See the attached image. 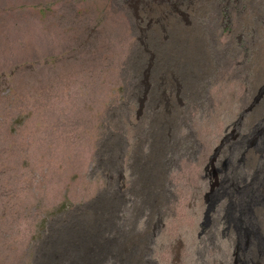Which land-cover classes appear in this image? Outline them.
Masks as SVG:
<instances>
[{"label": "rangeland", "instance_id": "rangeland-1", "mask_svg": "<svg viewBox=\"0 0 264 264\" xmlns=\"http://www.w3.org/2000/svg\"><path fill=\"white\" fill-rule=\"evenodd\" d=\"M196 5L207 12L164 0H0V264L98 263L109 240L104 264H141L137 206L164 216L148 229L160 230L152 264H233V239L219 233V250L198 236L212 159L221 189L239 162L245 189L264 166V0ZM165 152L180 166L159 194ZM252 208L264 230V206ZM260 249L251 264H264Z\"/></svg>", "mask_w": 264, "mask_h": 264}, {"label": "bare ground", "instance_id": "bare-ground-1", "mask_svg": "<svg viewBox=\"0 0 264 264\" xmlns=\"http://www.w3.org/2000/svg\"><path fill=\"white\" fill-rule=\"evenodd\" d=\"M164 1L167 2L168 5L175 7L176 10L178 7H182L183 12H185L187 14H194L195 16H198V17L201 15L202 9L205 10L204 12H207V10H206L207 8L198 7L196 5V0H164ZM185 10H189V11L186 12ZM190 19H192V18H190ZM148 88L152 89L153 88L152 84L148 83ZM116 137L119 138L118 135ZM235 138H236V136H235ZM122 141H121V144H124V146L121 148V151H122L121 159H122V161L118 166L119 167L118 168V172H119L118 187H119L120 192L124 191V188H125L124 184H123V182L125 181V174H124V169H125L124 162H125V160H124V158H125L126 153H127L126 150H128V147H129V143H128L127 139H123ZM223 143H226V142H223ZM103 145L105 146L106 144H103ZM192 146H193V144H192ZM254 146H256V144H254ZM194 147H195V145H194ZM257 147H259L260 151L264 152V149H263L264 137L262 139V143L260 144V146H257ZM168 154L169 153L165 152L163 155L165 157V163H164L165 167H164L163 176L161 177V179H163V181H162L161 189L158 191L159 194H164L166 191V181H167V177H168L170 171L174 167L180 166V164H178V162H175L176 160H174L173 157L169 158ZM218 157H220V155ZM243 159L247 160V156L244 155ZM101 160H103V157L101 158ZM188 161L191 164L198 163L197 153L193 152L191 154V156H189ZM223 164L228 165V162H224V163H222V165ZM243 165H244L243 162L242 163L239 162V165L236 164V168L238 169L237 173H235V176L233 179L231 177H229L227 180L228 183H226L227 185L223 186V189L225 190V194L229 196V200H228L229 202L228 201L226 202L224 200L226 195H224L223 189H221V187L219 186V183H220L219 182L220 178L218 176L219 173H217V171H215L216 166H217V159L214 158L210 162L209 166L215 172V173L212 172V173H214V178H213L214 183L212 184V187L209 190V192L206 193V197H204L206 205H207V209H206V212L204 215V220L202 221V231L199 233V236H198L199 238H203V236L205 235L204 239L209 240L208 245H210L212 247V249H214L218 246L216 244V240H217V236L219 233L222 235L221 237H223V238L228 237L229 239H233L234 240V247H233L234 251L232 253V256L233 257L235 256V258H232V259H234L233 264H251L250 262L254 263L255 260L252 257V256H254L253 249H255V247L258 246V244L261 247L264 244V230L262 228L263 219L260 218L259 219V225H257V218H256L257 216L255 214L256 210H255V208H252V206H254V205H263L264 206V193H262L264 191H262V188L260 187V186L264 185L263 162L261 164H259L260 167L256 173L255 179L253 181V185L249 189H245L246 188L245 185H242V183H244L245 179H246L245 173L243 171L244 167L246 165H244V166ZM207 170H209V168ZM218 170H221V169H218ZM229 170H231V168ZM205 174L207 175V177H209L208 173H205ZM231 176H233V175H231ZM212 177H213V175H212ZM222 179H221V181H222ZM135 187H137V183L134 185V188ZM134 188H132L130 191H133ZM233 190L236 191V195H238L240 192L239 195H241V198L239 196L234 195L233 193H230ZM228 192H229V194H227ZM125 195H126V192L123 193L122 195H120V198L122 199V202L124 204L126 203ZM137 209H139L138 210L139 214L138 215L136 214L135 219L133 221V223H134L133 230L137 229V227L139 225L138 222H139L140 218H143V222H144L145 226L143 227L144 232L142 233V237L144 240H146V246H147L146 252L143 253V258L140 259V262H141V264H152L151 260H149V258H148V255H149L148 253L152 250L151 245L155 243L154 242L155 237L158 235L160 230L157 232L155 231V232L151 233V232H148V229L152 228L153 227L152 225L155 222H157L156 223L157 228L160 227V225H163L164 224L163 223V217L164 216L162 215L161 212H159V215L156 217L152 213L148 214V212H146V209L144 206H142V207L137 206L135 211H137ZM252 209H253V212H252ZM75 210H77V209H75ZM214 213L217 215L213 216ZM252 213H253V215H252ZM251 215H252L251 222L253 223L251 228L253 230L250 232V230L247 227L248 219H246V217L251 216ZM221 224H223V228L219 232V226ZM243 229H245V230L243 231ZM256 229H258V231H256ZM217 248L219 250H222V247H217ZM101 250H103V251L98 255V257L101 256L102 258H100V259L98 258L99 259L98 263L95 261H92L93 262L92 264H104L107 261L108 255L113 254V245L110 243V240H109V242L103 244ZM259 253H260V256L264 257V250L263 249H260ZM176 256L181 257V252L177 251ZM150 259H151V257H150ZM223 259H224V257H223ZM180 260H181V258H180ZM121 263L126 264L123 261ZM88 264H89V262H88ZM154 264H157V263H154Z\"/></svg>", "mask_w": 264, "mask_h": 264}]
</instances>
